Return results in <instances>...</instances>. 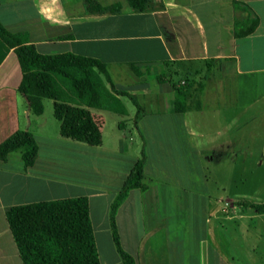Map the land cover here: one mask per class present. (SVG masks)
I'll return each instance as SVG.
<instances>
[{"label": "crops", "instance_id": "crops-1", "mask_svg": "<svg viewBox=\"0 0 264 264\" xmlns=\"http://www.w3.org/2000/svg\"><path fill=\"white\" fill-rule=\"evenodd\" d=\"M97 1L120 10L87 11L84 0H0V21L42 54L69 52L107 64L117 89L141 94L143 142L133 151L134 133L127 123L120 127L121 114L99 109L91 112L102 131L100 146L63 138L56 118L43 120L45 101L42 115L29 109L19 93L18 57L0 38V144L27 130L39 146L31 167L20 152L0 161V264H24L8 208L81 196L89 199L101 264H122L111 206L143 151L146 189L131 190L116 214L122 248L137 264H264V213L253 207L264 198L259 190L235 199L213 195L205 166L216 154L225 156L229 143L209 147L211 129L203 128L221 124L224 131L215 135H224L238 125L244 105L264 100V0H149L143 12L128 0ZM251 12L257 28L236 37ZM163 70L172 81H158ZM186 74L194 84L187 111L178 113L173 77L182 75L178 85H185ZM229 77L240 80L234 85ZM206 106L230 116L221 121L217 113L215 122L202 125L192 113Z\"/></svg>", "mask_w": 264, "mask_h": 264}, {"label": "trees", "instance_id": "trees-1", "mask_svg": "<svg viewBox=\"0 0 264 264\" xmlns=\"http://www.w3.org/2000/svg\"><path fill=\"white\" fill-rule=\"evenodd\" d=\"M139 12L147 8L149 0H128ZM87 11L105 13L119 11L120 6L103 8L97 0H84ZM238 5V3H235ZM244 6H246L244 4ZM248 8V7H247ZM259 18L250 13L245 30H235L236 37L255 31ZM0 38L14 49L22 71L19 93L27 100L29 109L36 116L45 111L44 101H54V116L60 123V135L90 146H100L103 135L91 109L112 111L121 115L127 109L121 98H129L137 111L136 126L145 109L137 96L117 89L107 64L97 58L74 53L42 54L26 37L11 33L0 21ZM137 74L139 68L133 64ZM172 75L163 72L158 81H172ZM194 81L186 74V84L172 83L176 93V111L188 109V91ZM126 122L120 124L122 125ZM20 152L26 168L35 164L39 146L30 131L18 130L0 144V161H7L11 153ZM146 153L143 151L123 189L111 206L110 220L113 239L122 264H137L136 259L121 245L116 214L133 189L145 190L144 168ZM264 213V205H254ZM7 218L24 264H101L86 196L16 205L7 209Z\"/></svg>", "mask_w": 264, "mask_h": 264}, {"label": "rangeland", "instance_id": "rangeland-1", "mask_svg": "<svg viewBox=\"0 0 264 264\" xmlns=\"http://www.w3.org/2000/svg\"><path fill=\"white\" fill-rule=\"evenodd\" d=\"M163 72L165 71L163 70ZM182 78V75H175L173 81L179 84ZM228 80L236 85L240 79L229 77ZM136 95L140 102L141 94L137 93ZM123 102L130 111V116L126 114L116 115V117L119 118V121H126L128 133H134L133 139L135 141H133V143L135 144V148L133 151H136V146L143 142L141 135L137 131L134 119H131L134 118L137 109L129 98L124 97ZM45 104L46 113L44 115L45 119L43 120H50L57 123L54 117V101L47 99L45 100ZM244 106L241 113L242 118L238 122V125L231 126V130H227L224 135H215L216 130H223V125L221 124H207L203 126V128L211 129L209 133L212 135V139H210L212 144L209 147L218 148L226 141L229 143L225 151V156L219 157L216 154L214 157L215 161L205 166V173L209 180L213 195L215 196L223 195L224 197L235 199L236 194L239 192L253 194L254 191L259 190L260 196L264 198V100L259 99V102L253 106ZM149 107L152 108L153 105ZM221 112H217L219 113V117H217L221 119V121L230 116L229 113L226 115L225 112L224 116ZM217 113L215 109L206 106L203 111H194L192 115L195 118L197 116V118L202 119V125H204L207 123L206 120L212 121V118H216ZM215 118L213 122H215ZM208 137L209 136H207L205 140H207ZM198 139L201 141L203 140L201 138ZM235 141L238 143L237 145H235ZM236 155H238L237 158ZM85 166H89V164L85 163ZM86 175L85 173V176ZM101 253L103 254L102 250Z\"/></svg>", "mask_w": 264, "mask_h": 264}]
</instances>
